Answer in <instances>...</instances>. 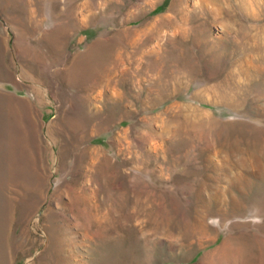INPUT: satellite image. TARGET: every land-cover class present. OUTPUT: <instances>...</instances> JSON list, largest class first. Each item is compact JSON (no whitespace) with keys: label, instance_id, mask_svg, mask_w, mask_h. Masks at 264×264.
Listing matches in <instances>:
<instances>
[{"label":"rangeland","instance_id":"374dc122","mask_svg":"<svg viewBox=\"0 0 264 264\" xmlns=\"http://www.w3.org/2000/svg\"><path fill=\"white\" fill-rule=\"evenodd\" d=\"M0 254L264 264V0H0Z\"/></svg>","mask_w":264,"mask_h":264},{"label":"bare ground","instance_id":"6f19581e","mask_svg":"<svg viewBox=\"0 0 264 264\" xmlns=\"http://www.w3.org/2000/svg\"><path fill=\"white\" fill-rule=\"evenodd\" d=\"M85 5H87L86 3H85ZM173 7L174 6H171L170 7V10H173ZM83 8V7H82ZM85 8V11L88 13V12H90V10H89V8L88 7H84ZM91 9V8H90ZM81 10H83V9H81ZM92 10V9H91ZM83 13V12H82ZM84 16V15H83ZM88 16V15H87ZM86 17V16H85ZM82 18V17H81ZM87 57H89V55L88 54H86V56H80L78 59H80V64H81V62H83L84 61V59H86ZM32 58V57H31ZM77 59V60H78ZM36 60V59H35ZM31 69V68H30ZM74 72H77V69H74L73 70ZM105 73H108V71H105ZM108 75V74H107ZM90 81V80H89ZM94 81L92 80V81H90V85H88L90 88L91 87H94ZM104 87V86H103ZM105 88V87H104ZM110 95H112V94H110ZM178 95V92H177V90H173V91H171L169 94H167L166 95V98H171V97H175V96H177ZM160 101H157L156 103H154V105H157L158 103H159Z\"/></svg>","mask_w":264,"mask_h":264},{"label":"crops","instance_id":"0c3cea01","mask_svg":"<svg viewBox=\"0 0 264 264\" xmlns=\"http://www.w3.org/2000/svg\"><path fill=\"white\" fill-rule=\"evenodd\" d=\"M8 254H0V264H9Z\"/></svg>","mask_w":264,"mask_h":264}]
</instances>
